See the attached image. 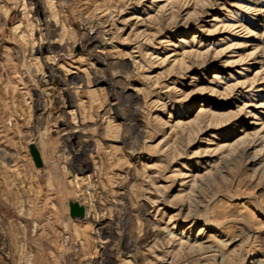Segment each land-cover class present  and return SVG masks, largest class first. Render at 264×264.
Listing matches in <instances>:
<instances>
[{"label": "rangeland", "instance_id": "1", "mask_svg": "<svg viewBox=\"0 0 264 264\" xmlns=\"http://www.w3.org/2000/svg\"><path fill=\"white\" fill-rule=\"evenodd\" d=\"M263 42L264 0H0V264H264Z\"/></svg>", "mask_w": 264, "mask_h": 264}, {"label": "water", "instance_id": "2", "mask_svg": "<svg viewBox=\"0 0 264 264\" xmlns=\"http://www.w3.org/2000/svg\"><path fill=\"white\" fill-rule=\"evenodd\" d=\"M32 155L34 157V160L36 164L39 166L40 165V156L38 151L34 146L31 147ZM70 206V214L72 218H80L83 219L86 216V209L84 206H82L79 202L77 201H72L69 204Z\"/></svg>", "mask_w": 264, "mask_h": 264}, {"label": "bare ground", "instance_id": "3", "mask_svg": "<svg viewBox=\"0 0 264 264\" xmlns=\"http://www.w3.org/2000/svg\"><path fill=\"white\" fill-rule=\"evenodd\" d=\"M87 43L89 44V46H92L96 43V38L95 37H90L88 40H87ZM87 44V45H88ZM172 45V44H171ZM263 45H264V42H263ZM257 55V54H256ZM264 57V53H259V58H263ZM97 58H100V57H97ZM260 60V59H259ZM54 78H56L54 75H53V80H55ZM107 83H109L110 81H105ZM216 86V85H215ZM250 105V104H249ZM260 109L264 108V104H261V106L259 107ZM252 114V113H251ZM255 115V114H254Z\"/></svg>", "mask_w": 264, "mask_h": 264}]
</instances>
